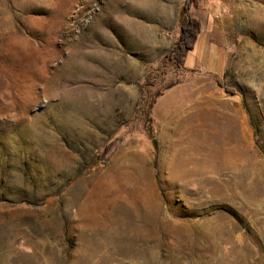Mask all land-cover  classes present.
<instances>
[{
	"label": "rangeland",
	"instance_id": "374dc122",
	"mask_svg": "<svg viewBox=\"0 0 264 264\" xmlns=\"http://www.w3.org/2000/svg\"><path fill=\"white\" fill-rule=\"evenodd\" d=\"M185 1L0 0V264H264V0Z\"/></svg>",
	"mask_w": 264,
	"mask_h": 264
},
{
	"label": "trees",
	"instance_id": "16d2710c",
	"mask_svg": "<svg viewBox=\"0 0 264 264\" xmlns=\"http://www.w3.org/2000/svg\"><path fill=\"white\" fill-rule=\"evenodd\" d=\"M198 0H186L182 7L183 22L180 25V34L175 47L170 52L171 59L176 64H182L185 60L187 53L193 50L195 42L202 32V23L200 20L190 17L189 12L192 7H197ZM254 133H256V127L252 123ZM149 138L152 142L154 151L157 150V142L152 135L149 133Z\"/></svg>",
	"mask_w": 264,
	"mask_h": 264
},
{
	"label": "bare ground",
	"instance_id": "6f19581e",
	"mask_svg": "<svg viewBox=\"0 0 264 264\" xmlns=\"http://www.w3.org/2000/svg\"><path fill=\"white\" fill-rule=\"evenodd\" d=\"M164 12V11H163ZM138 37L141 39V40H143L144 38V36L142 35V32H140V33H138ZM78 56V55H77ZM217 152V151H216ZM220 152H221V150H220ZM243 152V151H242ZM233 152H231L230 154H232ZM234 154V153H233ZM240 157V156H239ZM215 158V157H214ZM242 158V157H241ZM245 158V157H244ZM216 159V158H215ZM220 159V158H219ZM227 159V158H226ZM228 160V159H227ZM226 160V161H227ZM258 160V159H257ZM202 161V160H201ZM247 161V160H246ZM252 161V160H251ZM255 161V160H254ZM198 162V161H197ZM221 162V161H220ZM201 163V162H200ZM213 163H215V162H213ZM221 165H219V163L216 165V167H215V170L217 171V172H219V171H223V170H228V168H230V169H232V165L230 164H228V163H225V165H224V162H221L220 163ZM199 167L197 168V169H195V170H190V171H188V174H192V175H195V176H198V174L200 175L201 173H203L204 172V168L202 169V168H200V165H198ZM203 166V165H202ZM236 166L238 167L239 165H237L236 164ZM196 167V166H195ZM208 167V166H207ZM211 167V166H210ZM241 167V166H240ZM240 167H239V169H240ZM248 167H250V166H248ZM219 168V169H218ZM190 169V168H189ZM193 169V168H192ZM218 169V170H217ZM229 169V170H230ZM254 169V168H253ZM226 170V171H227ZM210 173V172H209ZM205 174V173H204ZM216 174V173H215ZM203 175V174H202ZM235 175V174H234ZM254 175V174H253ZM248 176V175H247ZM234 178V177H233ZM238 180V179H237ZM233 183V182H232ZM238 184V183H237ZM244 185V184H243ZM234 186V185H233ZM140 187V186H139ZM137 191L139 190V189H137V187L135 188ZM140 189H141V187H140ZM136 191V192H137ZM142 191V190H141ZM135 192V191H134ZM139 192H140V190H139ZM245 192V191H244ZM137 194H138V192H137ZM141 194V193H140ZM140 194H139V196H140ZM133 198V197H132ZM151 199V198H150ZM134 200H132V202H133ZM141 202H143V201H141ZM134 204V203H133ZM137 205V204H136ZM140 205V204H139ZM142 206V205H141ZM154 206H156V204L155 205H153L152 204V202H148V200L147 199H144V203H143V208H145V209H147L148 208V211H146V213L143 215V217L144 218H147L149 215H152V213H154L155 211H153L154 209H152ZM150 207V208H149ZM156 207H158V206H156ZM156 207H155V209H156ZM137 208H135V211L137 212Z\"/></svg>",
	"mask_w": 264,
	"mask_h": 264
},
{
	"label": "crops",
	"instance_id": "0c3cea01",
	"mask_svg": "<svg viewBox=\"0 0 264 264\" xmlns=\"http://www.w3.org/2000/svg\"><path fill=\"white\" fill-rule=\"evenodd\" d=\"M188 54V53H187Z\"/></svg>",
	"mask_w": 264,
	"mask_h": 264
}]
</instances>
